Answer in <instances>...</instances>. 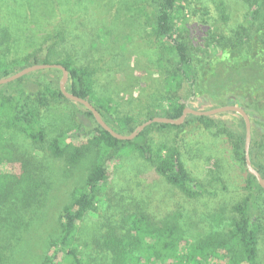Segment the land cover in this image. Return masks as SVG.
<instances>
[{
	"label": "rangeland",
	"instance_id": "374dc122",
	"mask_svg": "<svg viewBox=\"0 0 264 264\" xmlns=\"http://www.w3.org/2000/svg\"><path fill=\"white\" fill-rule=\"evenodd\" d=\"M251 2L181 0L178 14L189 28L186 33L197 52L207 55L213 43L219 41L214 51L219 50L221 56L231 45L230 40L238 36ZM153 4V0H0V55H12L14 49L9 47L15 43L19 48L29 38L36 44L48 34L62 32L57 53L50 60L70 56L76 65L92 67L96 95L111 97L119 116L131 115L135 120L144 121L150 112L164 107L166 97L173 93L167 89L165 79L171 64L158 59L160 53L166 58L169 46L154 31L149 15ZM259 23H264V9L251 25L253 33ZM3 30H9L12 37L4 36ZM45 77L42 73L28 75L16 83L14 89L13 86L3 89L4 84L0 85V101L2 92L17 91L19 84L31 94L35 93L36 82ZM197 91L198 98L192 103L201 109L239 104L235 97L225 94L219 97V105L209 102L201 105ZM32 96L30 105L44 127L45 143L35 142L20 127H6V114L0 112V143L3 140L0 157L32 159L31 163L39 169L45 183L32 200L24 198L23 205L15 202L14 197L0 204V249L6 254L0 264L44 263L53 249L51 241L63 232L61 209L72 202L73 191L85 185L97 160L105 162L108 177L100 186L98 209L89 211L78 222L76 243L92 240L105 229L108 221H115L124 212L138 208L155 218L173 210L182 211L190 238L211 230L202 222L204 215L222 210L225 219L219 228H223L224 233L239 216L234 205L248 193L249 171L246 160L235 155L233 140L222 131V125L207 127L194 119L178 127L152 125L142 136L153 148L179 144L185 167L209 191L196 198L188 197L154 171L152 163L138 151L124 149L113 154L105 144L97 143L95 121L82 113L86 109L83 104L41 105L36 96ZM217 116L237 120L246 132L245 118L240 112L229 110L215 114ZM56 136L65 137L66 150L61 156H55L48 148ZM76 145H81L83 154L71 165L67 158ZM16 167L7 163L1 168L14 174ZM256 201L260 210L257 256L253 262L245 261V264H264V191L257 193ZM88 250L91 251H88L87 264H109L110 254ZM59 261V264H70L61 257ZM217 261L227 262V258L220 257Z\"/></svg>",
	"mask_w": 264,
	"mask_h": 264
},
{
	"label": "trees",
	"instance_id": "16d2710c",
	"mask_svg": "<svg viewBox=\"0 0 264 264\" xmlns=\"http://www.w3.org/2000/svg\"><path fill=\"white\" fill-rule=\"evenodd\" d=\"M153 2L149 15L154 31L169 46L166 58L161 57L160 53L158 59L171 64L165 79L167 89L173 93L166 97L165 106L150 112L148 118L156 115L178 118L187 105L201 109L192 103L198 98L197 90L201 105L205 102L219 105V97L231 95L238 100L237 105L245 108L252 120L250 157L253 166L264 176V23H259L254 33L251 29V25L264 9V0H252L240 32H237L238 36L230 40L231 45L221 56L219 50L214 51L215 48L218 49L219 41L213 43V49L210 53L207 52V55L197 52L191 44L186 33L189 28L185 27L178 14L181 0ZM3 35L12 37L9 30H3ZM62 38V32H57L48 34L42 42L36 44L30 38L19 48L18 44H13L9 47L10 50L14 49L12 55H0V78L34 63H61L68 69L67 90L90 101L106 122L118 132H132L143 121L135 120L131 115L119 116L116 102L111 97L96 95L92 67L76 65L70 56L56 61L50 60L56 55L57 44ZM35 73L46 76L44 80L36 82L37 90L32 93L41 105L61 102L78 104L68 99L61 91L59 80L62 70L59 68L30 72L5 83L3 89L9 86H13L12 89L17 88L16 83ZM32 94L23 84L18 85L17 91L2 92L0 112L6 114V127H20L32 140L43 145L46 141L45 130L37 111L31 108ZM82 113L95 121V141L105 144L113 154L124 149L136 150L145 160L152 163L154 171L188 197L196 198L209 193L203 182L192 176L185 167L178 143L153 148L149 141L142 138L152 125L178 127V124L153 122L134 139L125 140L118 139L105 130L88 108L82 110ZM218 116L188 114L183 123L187 124L195 119L207 127L212 124L222 125V131L233 140L235 155L245 161L246 132L237 120ZM64 140L65 137L56 136L49 142L48 148L55 156L63 155L66 150ZM82 154L81 145H76L67 158L68 163L73 165ZM31 160L28 157H0V204L14 197L15 202L23 205L24 198L27 201L32 200L38 189L44 185V178ZM7 163L17 165V172L12 174L2 171L1 167H5ZM107 177L105 162L97 160L87 176L85 185L75 189L72 202L61 209L63 232L59 238L51 241L52 252L43 264H59V257L70 264H87L90 257L88 251H91L88 249L110 254L109 264H245V261L255 260L260 227L257 222L260 210L256 195L264 191V186L254 174L248 172V193L240 203L234 205L239 216L231 222L227 233L222 232L223 228H219L225 219L222 210L204 215L202 222L211 230L190 238V229L184 225L182 211L173 210L161 218H155L144 209L138 208L124 212L115 221H108L105 229L92 240L76 243L78 222L89 211L98 209L100 186ZM220 257L227 258V262L219 263L217 259ZM5 259L6 254L0 249V263Z\"/></svg>",
	"mask_w": 264,
	"mask_h": 264
},
{
	"label": "water",
	"instance_id": "95a60500",
	"mask_svg": "<svg viewBox=\"0 0 264 264\" xmlns=\"http://www.w3.org/2000/svg\"><path fill=\"white\" fill-rule=\"evenodd\" d=\"M45 68H59L62 70V75L59 80V86L63 94L70 100L83 104L86 108L90 110V112L93 114V117L96 119V121L110 134L118 139H127L131 140L134 139L147 125L153 123V122H163V123H173V124H180L184 121L186 116L188 114H195V115H205V116H212L219 112L234 110L240 112L244 118H245V124H246V140H245V160L247 169L250 173L254 174L259 183L264 186V176L261 175V173L253 166L251 157H250V143H251V137H252V131H251V119L247 111L244 107L237 104H225L221 106H215L209 109H198L191 107L189 105L185 106L183 109V112L181 116L178 118H171L168 116L163 115H156L151 118H148L147 120L141 122L139 125L135 127V129L128 133L124 134L121 132H118L114 128H112L104 119L100 111L86 98L81 97L73 92H70L67 90L66 82L68 78V69L61 63L57 62H49V63H34L28 66H25L18 71L10 74L9 76L0 78V85L11 82L25 74H28L30 72L45 69Z\"/></svg>",
	"mask_w": 264,
	"mask_h": 264
}]
</instances>
